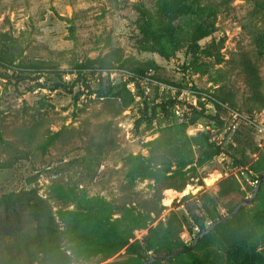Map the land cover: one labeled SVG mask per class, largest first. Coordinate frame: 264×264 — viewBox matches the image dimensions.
I'll return each instance as SVG.
<instances>
[{"label":"rangeland","instance_id":"1","mask_svg":"<svg viewBox=\"0 0 264 264\" xmlns=\"http://www.w3.org/2000/svg\"><path fill=\"white\" fill-rule=\"evenodd\" d=\"M141 3L157 0H0V58L12 59L0 60V197L34 188L56 212L61 186L80 197L66 211L103 204L129 238L117 249L91 220H57L65 233L43 264H132L133 244L166 257L250 199L257 183L246 173L264 172V0H206L209 27L195 59L182 46L162 54L135 29ZM137 68L140 89L113 97L90 95L76 80L118 84ZM163 98L176 101L174 115L145 121L144 101ZM263 208L264 183L194 254L226 264L232 233L262 243L253 225ZM37 232L27 217L0 221V244L26 245ZM258 252L264 257V244Z\"/></svg>","mask_w":264,"mask_h":264},{"label":"trees","instance_id":"2","mask_svg":"<svg viewBox=\"0 0 264 264\" xmlns=\"http://www.w3.org/2000/svg\"><path fill=\"white\" fill-rule=\"evenodd\" d=\"M205 2L206 0H157V3L151 6L141 3L135 8L134 13L136 15L132 17L133 26L135 29L140 30L143 35L152 36L162 54H170L172 50H177L179 46H182L195 59L199 52V42L205 35L206 28L209 27L207 26L209 10L205 6ZM187 25L192 28L191 31L185 29ZM262 41L264 44V39ZM9 57L11 56L5 55L0 60L2 63L12 60ZM32 66L39 70L38 64H33ZM143 78L144 71L137 68L133 70L132 75L127 81L121 80L118 84L112 83L109 77L100 78L94 80V83H89L88 80L81 77V73H79L76 80L89 90L90 95H95L98 98H107L118 95L129 83H134L140 89L139 82ZM63 88L71 92L70 87V89L66 86ZM144 105L143 114L144 118H146L144 120L152 122L159 117L169 120L174 115L177 103L171 99L163 98L160 103L156 104L144 101ZM193 110L197 112V109ZM199 115L203 116V113H199ZM218 154H220V151L217 150L214 155ZM260 176L255 179L246 173V177L248 179L253 178L254 182H258ZM263 183L264 180L260 188ZM53 198L62 206V209L56 212L49 201L41 197L39 192L34 188L12 191L0 197L1 222L9 223L12 219L27 217L34 220L38 226L37 234L26 245L19 246L12 241L3 245L0 244V264H43L44 258L47 255H52L58 251L60 234L65 233V230L61 232L57 220H63L64 223H68L67 219L74 217H82L85 220L95 222L105 232L103 238H113V241L117 244V249H122L129 245V238L125 237L124 239V233L117 229L116 222L110 223L108 216L107 218L104 217L103 204L86 210L82 209V212L66 211L65 209L68 208V205L79 207L80 197L73 191L68 192V189L65 190L61 186H58L54 191ZM59 215L61 219H57ZM259 218L260 224L254 222L253 226L263 231L261 237L262 243L258 244V239H255L253 236L242 237L241 235L232 233L223 248L226 264H264V257L258 252L259 246L264 244V208L259 213ZM216 221L218 220H211L212 224ZM68 228H70V232L73 230L71 224L68 225ZM68 228L67 232H69ZM167 232L169 233V229H167ZM208 237H204L203 239ZM176 244L179 245L180 250L177 252L173 251L174 249L169 250L167 256L162 257L166 258L164 261L179 262L186 258L190 260L191 264H213L190 251L192 245L186 247L180 242ZM129 251L132 255L136 256L132 264H143L152 258L159 259L158 257L147 255L138 244L130 245ZM164 261L157 260L152 264H163Z\"/></svg>","mask_w":264,"mask_h":264},{"label":"water","instance_id":"3","mask_svg":"<svg viewBox=\"0 0 264 264\" xmlns=\"http://www.w3.org/2000/svg\"><path fill=\"white\" fill-rule=\"evenodd\" d=\"M263 180H264V173L260 176L259 181L257 182L258 185H257V187H256V191L254 192L253 196H252L250 199H246V200H244L240 205H238V206L234 209V211H233L228 217L216 221L215 223L211 224V225H210V226H209V227H208L203 233L199 234V235L196 237V239L194 240V243L192 244V246L190 247V251H193L194 248L196 247V245L198 244L199 240H200L202 237H204L205 235H207V234H208V233H209L214 227H216L217 225H219V224H221V223L227 221L228 219L234 217L236 214L239 213V211H240L243 207H245L246 205L250 204V203L255 199V197L257 196L258 191H259V188H260V185H261V183H262ZM157 260H159V261H164V260H166V258H159V259H157V258H152V259H150L149 261H147V262H145V263H143V264H152L153 262H155V261H157Z\"/></svg>","mask_w":264,"mask_h":264},{"label":"built area","instance_id":"4","mask_svg":"<svg viewBox=\"0 0 264 264\" xmlns=\"http://www.w3.org/2000/svg\"><path fill=\"white\" fill-rule=\"evenodd\" d=\"M112 76V78H114V75H111ZM68 78H69V75H68ZM129 78H130V75H129ZM128 78V79H129ZM128 79H125L124 81H127ZM131 86H134V83H129L128 84V87H131ZM257 183V182H256Z\"/></svg>","mask_w":264,"mask_h":264},{"label":"bare ground","instance_id":"5","mask_svg":"<svg viewBox=\"0 0 264 264\" xmlns=\"http://www.w3.org/2000/svg\"><path fill=\"white\" fill-rule=\"evenodd\" d=\"M166 203H167V205H170V203H172V202L171 201H167Z\"/></svg>","mask_w":264,"mask_h":264}]
</instances>
